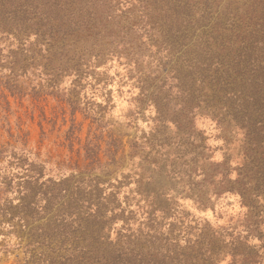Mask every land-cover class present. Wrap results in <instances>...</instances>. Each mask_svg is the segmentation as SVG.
<instances>
[{
  "label": "trees",
  "instance_id": "obj_1",
  "mask_svg": "<svg viewBox=\"0 0 264 264\" xmlns=\"http://www.w3.org/2000/svg\"><path fill=\"white\" fill-rule=\"evenodd\" d=\"M2 39L16 41L19 50L13 53L22 73L42 54L50 94L68 102L73 113L81 108L77 104H91L90 114L100 123L110 116L104 111L111 100L103 82L110 62L130 76H144L142 117L126 123L143 133L131 140V157L139 148H150L149 154L167 145L171 124L188 135L178 147L186 144L180 160L194 151L191 175L206 173L203 181L220 186L221 194L234 191L247 206L253 197L244 187L249 172L241 176L238 169L253 157L263 160L257 184H264V0H0ZM25 41L45 47L46 54L26 51ZM4 50L0 47V54ZM144 59L155 68L144 67ZM65 82L70 83L68 95ZM3 85L22 94L11 75L0 76ZM173 89L181 103L172 115L175 121H169ZM205 97L213 105L202 107ZM145 115L160 118L153 117L152 126L137 121ZM225 123L236 125L246 138L242 160H235L243 163L237 166L224 130H215ZM73 131L74 126L69 139ZM211 137L215 139L208 143ZM84 149L89 175L55 179L45 165L35 163L19 183L17 202H1L0 189L2 229L28 228V245L44 251L35 259L39 264H244L239 263V248L245 240L203 232L190 212L175 214L181 206L173 199L147 209L132 204L126 191L130 176L106 183L92 175L105 167L101 145L91 141ZM117 153L111 154L114 163ZM222 248L230 254L228 260L222 258Z\"/></svg>",
  "mask_w": 264,
  "mask_h": 264
},
{
  "label": "rangeland",
  "instance_id": "obj_2",
  "mask_svg": "<svg viewBox=\"0 0 264 264\" xmlns=\"http://www.w3.org/2000/svg\"><path fill=\"white\" fill-rule=\"evenodd\" d=\"M134 6L137 10L138 4ZM15 43L11 39L0 40V47H5L0 54V76L11 75L12 79H17L22 89V94H12L6 86L0 87L1 202L6 199L10 203L17 202L15 199L19 183L23 182L28 175V169L34 167L35 163L45 165L46 174L49 173L48 176L55 179L68 177L73 173L77 177L80 173H89L91 168L87 165L84 147L88 142H97L101 145L100 156L105 167L92 175L99 174L106 183H110L111 178L121 179L129 175L126 191L132 204L142 205L141 209H147L156 204H169L170 199H173L181 206L175 214L183 216L186 215L185 210L190 212V218L196 219L200 228H205L203 232L217 237L222 235L226 240L232 236L245 240L239 248L242 253L239 263L264 264V184H257L263 160L249 157L247 168L238 169L243 173L241 176L249 172L244 179V187L249 188L248 193L253 194V197L246 201L247 206H243L234 191L221 194L220 186H213L211 180L203 181L206 173L197 176L196 172L192 171L191 175L188 167L194 151L180 160L186 144L178 147L179 141L180 138L185 140L188 135L180 132L175 125L170 124L168 127L170 138L166 142L167 145L158 146L149 154L150 148H139L131 157V140L143 133L141 129L138 132V126L130 128L126 123L137 116L142 117L141 109L146 105L142 103L143 94L147 86L140 83V80H143L144 76L136 72L130 76L125 73L126 69L117 66L115 61L110 62V68L104 71L103 81L111 100L110 106L104 107V111L110 113V116L108 122L104 120L100 123L93 120L90 114L91 104H77L81 108L73 113L68 102L60 101L50 94L51 81L45 68L47 60L42 54V57H37L35 64L29 65L24 73L19 71L20 61L16 59L19 56L13 53V50H19ZM24 43L27 44L26 51L41 49L42 53H45V47L31 46L26 41ZM4 56L8 58L5 59ZM143 65L155 68L147 59H144ZM117 70L118 72H115ZM153 77L154 75H151L149 78ZM68 84L70 83H64L67 95L71 93ZM172 91L173 99L167 116L169 121H175L172 115H176L175 109H179L181 103L176 89ZM2 93L6 98L1 97ZM209 100L205 97L202 107L207 103L213 105ZM7 101L9 104H6ZM153 117L159 120L160 115H145V118H137V121L146 125L151 123L152 126V123H155ZM226 124L215 130H224L234 156L231 162L237 166L243 163L235 160H242L239 153L244 152L246 138L244 132L236 125ZM206 125L210 127L209 123ZM72 126L74 131L69 139L68 131ZM145 132L151 137L150 129L146 128ZM214 139L215 137H211L208 143H213ZM114 150L118 151V163H114L111 158ZM107 170L111 171L112 175H106ZM5 225H8L7 222L3 224ZM22 228L19 225V231L12 230L9 233L8 230L2 229L0 223V264H39L35 259L41 258L40 254L44 251L42 248L28 245L31 236L27 234L28 228ZM225 249L222 248V258L228 260L230 254Z\"/></svg>",
  "mask_w": 264,
  "mask_h": 264
}]
</instances>
